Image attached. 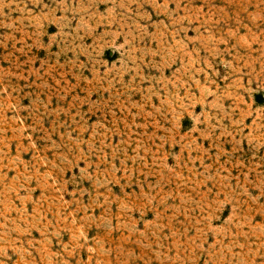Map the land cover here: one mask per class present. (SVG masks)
<instances>
[{"label": "rangeland", "instance_id": "obj_1", "mask_svg": "<svg viewBox=\"0 0 264 264\" xmlns=\"http://www.w3.org/2000/svg\"><path fill=\"white\" fill-rule=\"evenodd\" d=\"M0 264H264V0H0Z\"/></svg>", "mask_w": 264, "mask_h": 264}]
</instances>
